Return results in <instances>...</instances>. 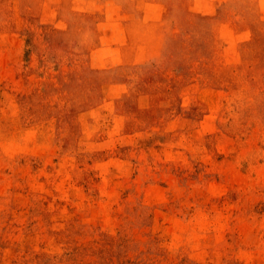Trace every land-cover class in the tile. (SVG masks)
Returning <instances> with one entry per match:
<instances>
[{
  "label": "rangeland",
  "instance_id": "1",
  "mask_svg": "<svg viewBox=\"0 0 264 264\" xmlns=\"http://www.w3.org/2000/svg\"><path fill=\"white\" fill-rule=\"evenodd\" d=\"M0 264H264V0H0Z\"/></svg>",
  "mask_w": 264,
  "mask_h": 264
}]
</instances>
